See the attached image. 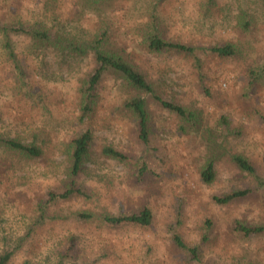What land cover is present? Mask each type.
Instances as JSON below:
<instances>
[{"label":"rangeland","instance_id":"1","mask_svg":"<svg viewBox=\"0 0 264 264\" xmlns=\"http://www.w3.org/2000/svg\"><path fill=\"white\" fill-rule=\"evenodd\" d=\"M54 7L44 0H0V19L42 20L54 32L87 40L108 26L107 46L197 119L184 120L143 94L150 108L146 146L125 107L132 90L107 74L94 115L80 120L79 86L96 68L93 54L14 34L25 71L20 79L0 39V135L43 148L31 159L0 146V256L13 252L7 264H264V233L246 237L234 230L238 220L264 223L263 190L231 157L244 155L264 178V0H60ZM242 12L251 19L247 30ZM151 31L196 51L151 52L143 42ZM228 42L237 45L231 56L211 50ZM87 128L94 143L77 182L88 196L49 201L50 192L66 187L68 142ZM106 145L127 160L105 155ZM209 159L216 177L207 183L200 173ZM143 163L148 169L141 174ZM245 189L251 191L228 203L214 200ZM43 203L46 218L32 230ZM146 206L154 212L149 226L102 217ZM82 211L90 218L79 217ZM176 234L198 247V258L176 243Z\"/></svg>","mask_w":264,"mask_h":264},{"label":"trees","instance_id":"2","mask_svg":"<svg viewBox=\"0 0 264 264\" xmlns=\"http://www.w3.org/2000/svg\"><path fill=\"white\" fill-rule=\"evenodd\" d=\"M45 4H52L54 7L60 0H44ZM92 2H100L106 0H91ZM211 0H208V3ZM209 7V5H207ZM55 10V7L53 8ZM244 16L241 17V24L247 30L250 27L251 19L246 18V13L242 12ZM14 34H23L28 36L35 44L54 47L59 50L68 51L75 54L92 53L97 63L94 71L80 81L79 86V119L92 117L99 103L98 88L107 74L116 75L122 79L123 83L132 90L131 95L125 101V107L132 112L136 119L138 128V137L146 146L150 145V108L148 100L143 94H149L151 97L164 108L175 112L182 119L193 121L197 119V113L188 109L184 105L163 98L159 94L153 83L149 80L147 74L140 69L136 63L120 52L111 49L107 46L110 37V28L108 26L99 27L98 31L94 32L92 38L79 37L72 33L64 31L54 32L53 28L47 25L45 21H38V23L28 24L21 20L3 21L0 19V39L2 47L6 53L7 59L11 62L15 72L18 73V78L24 75V68H22L21 60L18 57L12 36ZM143 42L146 48L154 53L164 51H180L188 54H194L196 48L194 46L185 44L179 41H172L166 39L159 32H149L143 36ZM211 50L220 56H231L236 53L237 45L231 42L219 46L211 47ZM94 143V132L91 128H87L82 132L77 133L70 139L67 145L70 156V166L68 169V178L66 180L65 190L62 192H50L49 201L56 198L67 199L72 195L88 196V192L77 182L80 172L83 170L86 160L91 154ZM0 146L6 147L19 153L26 158H37L43 154V148L36 141L25 142L20 138H9L0 135ZM103 153L111 158L120 161L127 160V156L122 151L116 149L114 146L106 145L103 147ZM233 161L237 167L252 175L260 188H262V197L264 199V178L259 176L256 172L255 166L241 154H233ZM146 163L140 167V173L147 171ZM202 179L210 183L216 177L214 161L209 159L201 170ZM251 190H235L225 195H215L214 200L220 204L228 203L233 199L247 195ZM39 214L37 219L31 227L34 230L35 226L42 223L47 215V203L39 205ZM79 217L90 218L91 213L82 211L77 213ZM103 220L107 223H135L142 226H149L154 221V212L150 207H144L139 211L122 214H104ZM210 225L211 223L208 222ZM234 230L243 236L261 235L264 233V223L250 224L242 221H236ZM27 235V234H26ZM176 243L183 249L187 250L192 257H199V250L197 246H190L186 244L179 235H175ZM13 252H6L0 256V264H7Z\"/></svg>","mask_w":264,"mask_h":264}]
</instances>
